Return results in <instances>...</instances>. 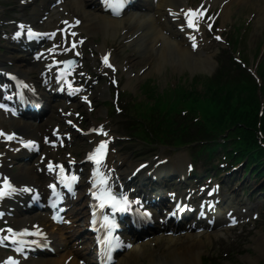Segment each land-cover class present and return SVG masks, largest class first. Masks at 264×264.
I'll list each match as a JSON object with an SVG mask.
<instances>
[{"label":"bare ground","instance_id":"6f19581e","mask_svg":"<svg viewBox=\"0 0 264 264\" xmlns=\"http://www.w3.org/2000/svg\"><path fill=\"white\" fill-rule=\"evenodd\" d=\"M172 0H158L157 8L163 9L166 5H168L169 2ZM212 2L215 5H219L222 3L223 0H208ZM251 1V0H247ZM87 5H89V8H87ZM69 6L71 8H75L77 12H84L85 13V27H83V30H86L87 32L96 31L98 27L106 28L105 30L107 32H110V27L113 28V34L107 33L108 35H111L113 37V40H119V35L123 27L127 23L133 24L136 23L135 26V33H140V30L143 32H146V37L149 40L150 43V49L147 50V54L141 52L146 56V58H149L147 61L143 59H139L138 62L143 63L146 61V64H151V57L153 56L154 51H158L161 55V58L158 60H154V66L150 73H153V71L163 72L168 68V65L174 67H180L185 68L186 66L189 67L193 72L197 70H210V67L213 65V61L210 60L207 56L201 58V55L198 54L199 50L196 52L192 51L190 47H186L183 45V41H177L172 36H167L164 33L170 30V28L166 27V21L160 22L156 16L155 13L151 14L149 16H145L140 14L138 11L133 12L131 15H129L126 19L123 20H117L112 19L108 16H105L101 14L97 9L93 7V4L88 3L84 0H70ZM231 5L227 3L223 6V17L224 19H227L229 17V7ZM260 20L264 18V10L261 11V15L259 16ZM98 20V25H95V21ZM102 21V22H101ZM169 22V21H167ZM142 25V27H140ZM149 25L150 28L147 29V26ZM107 26V27H106ZM99 29V28H98ZM100 31V29H99ZM165 31V32H164ZM159 40H163L164 44L161 45L160 48L156 47V44L159 42ZM137 43V41L133 42ZM106 44H103V47ZM155 53V52H154ZM24 68H28L27 65H25ZM30 164L29 162H27ZM22 173L25 172V170L21 171ZM219 233L216 232L214 235H218ZM212 234H207L206 236L211 239ZM182 238H175L171 237L169 238L168 242L159 245L155 250L150 251V253L153 256H156V264H180L181 261L186 260L185 255H197L195 253L199 249H201V234H188L186 237L183 238V236H180ZM157 239V238H156ZM260 244H264V238L260 240ZM200 246L199 248H196ZM256 248H259V244L255 245ZM262 248V247H261ZM64 251L67 252H73L68 247L64 248ZM138 254H144V252L141 250V246H135L133 250L127 255L128 257H123L121 259L122 263L127 264L128 261L134 256ZM63 254H60L59 258L54 259V261H60V258ZM200 256V253L199 255ZM51 259H46V261H49ZM35 264H46L45 262H38L36 261Z\"/></svg>","mask_w":264,"mask_h":264},{"label":"rangeland","instance_id":"374dc122","mask_svg":"<svg viewBox=\"0 0 264 264\" xmlns=\"http://www.w3.org/2000/svg\"><path fill=\"white\" fill-rule=\"evenodd\" d=\"M249 33L245 32L246 36L241 42V48L251 54L250 58L255 59L261 51H264V29L262 28V26H258L257 28H253L251 31H249ZM169 74L173 76L178 84L179 81L186 80V82H184L186 83V87H189L192 83L191 81H194V78L196 77V74H193L189 69H184V71L181 72L169 67V69L164 70L162 73L154 71L153 74L149 76V78L152 79L153 82L158 80L163 82L166 80L165 78L168 77ZM181 76L183 77V79H180ZM156 83L162 86L161 83ZM194 86L196 87V82L194 83ZM250 238V245L248 243L249 250L247 253L242 255V259H247V262H250L251 264L262 263L264 261V244H260V240L261 238H264V226L260 232L254 233V235ZM256 244H259V248L255 247Z\"/></svg>","mask_w":264,"mask_h":264},{"label":"snow or ice","instance_id":"6c2138e0","mask_svg":"<svg viewBox=\"0 0 264 264\" xmlns=\"http://www.w3.org/2000/svg\"><path fill=\"white\" fill-rule=\"evenodd\" d=\"M106 4L109 6V7H116V8H119L122 6V3H123V0H116V2L114 3V0H105ZM194 26L191 22H189V27H192ZM217 39H219V37H217ZM74 46V45H73ZM195 46V45H193ZM105 59V62H106V58ZM64 63H72V61H66ZM106 135V133H105ZM11 138V137H10ZM105 146H106V142L105 141H101V143L99 144L98 148L96 149V154L94 156H90L89 158L90 159H95L97 163H99V158L102 157L103 155V152H104V149H105ZM49 168L51 169L52 168V165L49 164ZM62 170V169H61ZM72 179H76L75 177H72ZM103 181H101L102 183ZM6 188H10L11 185L10 184H6L5 185ZM6 193L4 192H0V196L2 195H5ZM98 199H101L102 201V206H103V203L104 202H108V201H111L113 203V206H115V204L117 203L116 201V197L113 196L110 192H105V193H102L100 196H97ZM107 220V218H105ZM9 231H11V229H9ZM9 264H19L18 261H15L14 259H10V262Z\"/></svg>","mask_w":264,"mask_h":264},{"label":"trees","instance_id":"16d2710c","mask_svg":"<svg viewBox=\"0 0 264 264\" xmlns=\"http://www.w3.org/2000/svg\"><path fill=\"white\" fill-rule=\"evenodd\" d=\"M255 104H257V101L255 102Z\"/></svg>","mask_w":264,"mask_h":264}]
</instances>
